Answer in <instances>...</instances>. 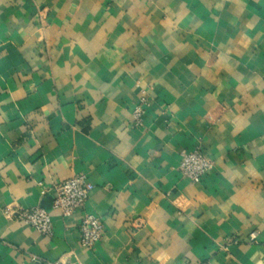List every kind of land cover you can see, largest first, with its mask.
<instances>
[{
	"label": "crops",
	"instance_id": "1",
	"mask_svg": "<svg viewBox=\"0 0 264 264\" xmlns=\"http://www.w3.org/2000/svg\"><path fill=\"white\" fill-rule=\"evenodd\" d=\"M76 175L93 190L64 218ZM0 264H264V0H0Z\"/></svg>",
	"mask_w": 264,
	"mask_h": 264
},
{
	"label": "built area",
	"instance_id": "2",
	"mask_svg": "<svg viewBox=\"0 0 264 264\" xmlns=\"http://www.w3.org/2000/svg\"><path fill=\"white\" fill-rule=\"evenodd\" d=\"M144 104L145 100L141 99L132 111V122L135 127L142 125L141 118ZM212 166V161L198 149H195L183 151L180 154L178 171L183 178L195 184L203 179L212 169ZM54 190L55 196L52 207L58 210L64 218H67L84 210L89 194L93 190V184L89 182L86 176L76 175L57 184ZM3 216L8 221L14 220L23 223L40 235L51 236L53 234L52 218L43 208L14 210L6 207L3 210ZM79 233L81 246L84 249L91 250L103 236L104 225L102 219L84 214L79 224ZM250 239L251 241L255 239V233L250 235Z\"/></svg>",
	"mask_w": 264,
	"mask_h": 264
}]
</instances>
